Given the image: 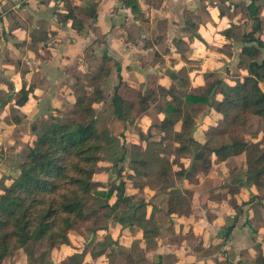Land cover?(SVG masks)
Segmentation results:
<instances>
[{"label":"crops","instance_id":"0c3cea01","mask_svg":"<svg viewBox=\"0 0 264 264\" xmlns=\"http://www.w3.org/2000/svg\"><path fill=\"white\" fill-rule=\"evenodd\" d=\"M72 1L76 6L87 8V0ZM96 1L98 2L97 18L87 23V17H82L85 28L78 32L71 23L65 25L59 23L56 14L65 11L62 0H0V150L4 146L14 155L12 159H9L10 163L0 160V184L2 185H0V192L20 175L19 164L24 160L25 152L19 153L15 145L18 143L27 147V144L35 139L39 131L35 121L41 118V114L46 115L43 114L45 109L49 110H47V115L52 114L53 118L55 111L61 108L55 101L53 94L57 90H54L56 86L51 78H59L63 74V65H75V54L81 53L82 55L85 52L86 39L101 41L104 44V51L96 49L97 46L92 47V54L87 57V70H89V64L97 66L104 56H108L119 64L123 80L133 87L140 88L143 92L149 87L148 78L152 76L157 77L162 86L170 88L171 75L179 71L189 76V87L192 88L202 85L207 77H204L198 70L194 71L190 66L199 62V59L195 60L192 55H188L191 44L190 36L198 33L202 37L208 36L207 20H215L217 11L218 16L223 19V29L220 34L224 41L220 51H225L232 56L229 50L231 49L235 55L237 42L233 41V38H227L223 32L233 25L241 29L242 25L250 23V19L253 23L252 18L241 15L240 9L237 14L233 13L234 6L248 7L251 0H222L221 6L217 0H139L142 11L141 20L135 19L131 7L125 5L124 0ZM181 14L182 18L178 25L175 23V17ZM189 16L193 18L189 19ZM261 17L264 18V15L261 14ZM173 27H180L182 32L180 38L174 39L175 37L169 36L168 30ZM157 29H162L164 32L156 34ZM189 29H193V32H189ZM177 61L183 64L177 65ZM237 65L235 68L239 70ZM45 68L46 71L43 72ZM71 71L75 72L77 69L72 68L68 72ZM114 72L117 79L115 87L118 85L119 78L117 70L114 71V69L111 76ZM225 80L229 83H237ZM108 81L105 93L111 96L113 92H106ZM4 85H7V90L10 91L20 89L21 92L23 88L29 91L31 89L27 103L24 106L17 104L23 96L22 93L16 100H7ZM142 85L145 87L142 88ZM180 91L185 93L182 87H179L175 93L180 94ZM70 94H72V101L66 106L68 109L76 101L72 87ZM48 105L52 107L51 110ZM107 105L109 107V104ZM107 105H97L96 108L100 113L105 112L104 114L108 116ZM16 114L21 118L19 123L14 120ZM205 114L212 124L223 120L222 116L212 110ZM110 121L119 122L113 118ZM28 122L32 124V134L27 141H24L23 137L27 135V132L25 133L21 128ZM131 122H134L132 129L130 128ZM131 122L127 123L126 128L119 122L123 126V131L126 129L124 132L127 137L126 146L132 141L138 142V128L147 133L152 125L149 117ZM179 128L180 124L176 126V130ZM155 136L159 138L158 146L162 145L161 133L152 128L149 141L151 142ZM192 136L199 144L206 145L205 135H202L201 129L197 127V120ZM120 138L124 146L122 135ZM233 158L239 159L240 168L243 172H247L244 164L245 156L241 155L232 157L226 162L214 163L206 175L198 168L201 176L198 178L195 170L192 169L193 159L190 157L187 169L191 166L190 170H192L195 182H190L187 178L178 180L171 175L178 183H184L183 188L177 187L176 190L180 191L176 193L189 192L191 210L187 214L170 215L168 198L166 204L168 227L157 226L156 217L159 209L155 204L146 201L139 204L133 202V198L141 196L144 190L150 191L147 186L143 189H128L126 195L132 197L129 206L134 207L131 213H137L139 222L131 227L128 226L129 223L123 225L119 228L115 240H118L117 242L121 245L124 243L139 244L141 245L140 252H130L121 256L111 250L107 254L105 252L104 258L101 257L100 261L105 264H256V259L264 254V215L261 217L256 213L258 212L257 205L264 203V189L259 190L253 182L251 186H246L244 178L240 175L234 180L231 179L233 174L228 164ZM110 165L107 161H103L100 168ZM214 171L223 173L225 177L220 185L205 183ZM112 198L108 203L112 204L116 201V194ZM195 198H198L202 205L196 204ZM243 203L246 204L242 205ZM234 205H242V213L237 219ZM117 207L123 208L124 206L120 204ZM262 210L264 212V208ZM111 220L110 214L105 227L96 233H90L86 228H82L72 231L69 237L74 232L85 230L89 237L84 244V249H90L97 258L99 254L95 253L94 238L109 231ZM231 226L234 228L227 237V229ZM68 247L69 245H62L54 249L52 260L54 261L60 248ZM19 253L22 254L23 249ZM24 255H26L25 252ZM26 258H28L27 255Z\"/></svg>","mask_w":264,"mask_h":264},{"label":"trees","instance_id":"16d2710c","mask_svg":"<svg viewBox=\"0 0 264 264\" xmlns=\"http://www.w3.org/2000/svg\"><path fill=\"white\" fill-rule=\"evenodd\" d=\"M62 1L65 11L56 15L63 25L71 23L81 32L85 28L82 17H87V23L97 18L96 0H87V8L74 5L72 0ZM257 1L251 0L248 7L236 5L233 10L237 14L240 9L243 17L253 20L250 31L240 33L239 41H236L241 47L237 66L246 67L239 83H229L211 73L202 85L190 88L189 76L179 71L171 75L170 88L162 86L157 77L152 76L148 78L149 87L143 92L123 80L119 64L108 56H104L97 66L89 64L86 74L75 71L72 89L76 101L69 108L70 122L60 121V111H55L46 130L27 144L25 158L19 164L20 175L0 192V264H10L32 242L53 251L69 244L72 231L86 228L90 233H96L105 227L106 220L120 204L133 210L129 206L132 197L126 192L143 189L150 174L155 175L160 185L171 175L178 180L187 178L195 182L191 166L187 169L190 157L206 175L214 163L244 155V164L252 173L253 183L259 190L264 189V145L251 148L238 131L252 116L264 119V18L260 14L262 4L256 5ZM124 4L131 7L136 20H141L139 0H124ZM237 28L239 31V26L233 25L223 34L234 39ZM113 66L117 67L119 82L113 95L108 96L105 87ZM179 87L185 90L184 94L175 93ZM21 92L23 96L17 104L24 106L31 89L23 88ZM107 104L108 116L96 108ZM211 110L231 124L228 139H224L218 148L201 145L192 136L197 118ZM144 117L152 120L151 128L147 133L138 128V142L130 143L133 158L127 168L118 170L121 181L116 191L110 190L106 194L109 199L116 194V201L104 205L103 212L96 209L89 215L86 208L96 196L95 178L103 164L104 135L100 126H107L108 119L113 118L126 128L128 122ZM14 120L19 123L21 118L16 114ZM178 124L180 128L176 130ZM152 128L162 135L160 149L149 141ZM125 130L121 133L124 146L127 143ZM234 206L237 219L242 208ZM190 210L189 192L169 197L170 215L187 214ZM136 222H139L137 213H131L128 226H134ZM233 228L227 229V237ZM35 258L33 252L28 254L31 264H39L34 263ZM256 264H264V254L256 259Z\"/></svg>","mask_w":264,"mask_h":264},{"label":"rangeland","instance_id":"374dc122","mask_svg":"<svg viewBox=\"0 0 264 264\" xmlns=\"http://www.w3.org/2000/svg\"><path fill=\"white\" fill-rule=\"evenodd\" d=\"M219 6H221L222 0H217ZM223 4V3H222ZM262 4V11L260 12L262 15H264V0H258L256 5ZM225 8V6H224ZM253 11L255 10V6H253ZM216 19L211 20L205 18L208 22V28H209V35L206 37H202L200 33H198L195 36H190V49L188 52V55H192V57L196 59H199V62L193 63L190 66L195 70H198V72H201L204 77H208L211 73L216 72L220 77L225 78L227 80H231L232 82H241L242 76L246 73V67L245 65H242V67L237 70L236 64L240 61V57L238 56V50L240 47V42H237L235 49L237 52H235V55L231 50H229V53H232L230 56L225 51L221 52L220 47L224 41V38L221 36L220 32L223 29L222 24V18L218 16V12L216 11ZM174 17V16H173ZM182 18V14L179 16L177 15L175 17V23L180 25V19ZM250 19V18H249ZM248 25H242L240 27L241 29L236 30L235 29V36L233 41H239L240 33L248 32L251 27V19L249 20ZM156 29V28H155ZM164 31L162 29H157L155 33H163ZM181 30L180 27H173L171 30H168L169 36L175 37L174 39H178L181 37ZM84 38V37H83ZM264 39V37H262ZM87 45L85 47V52L81 55L75 54V65L74 64H66L63 65L62 71L63 74L57 78H51L54 86V90H57L56 93H54V98L56 103L58 104L59 109V120L62 122H70V119L72 118L71 113L66 106L71 103L72 101V94L71 87L73 83H75L76 79L74 77L75 72H68L70 69H77L76 74L78 73H87L88 63H87V57H89L92 54V47H96V49L103 50L104 44L101 41H88ZM235 50V51H236ZM66 58V57H64ZM136 62L137 61V58ZM132 60V59H131ZM151 64L153 63L152 60ZM246 61V60H244ZM64 62V61H63ZM177 65H182L183 63L177 61ZM111 65H114L113 63ZM139 65V64H138ZM114 71L117 70V67L113 66ZM112 69V70H113ZM83 70V71H81ZM46 71V68L43 70V72ZM199 77V76H198ZM200 81V79L198 80ZM117 79L115 77V72L112 73V76L110 75V80L108 81V85L106 88L107 93L113 92V87L116 84ZM20 84V82H18ZM6 89V99L7 100H16L21 96L20 89L10 91L7 90V85H4ZM145 85H142V88H144ZM262 87L264 88V82L262 83ZM180 94H183V91H180ZM52 96V94H51ZM213 103H216L215 100H213ZM51 105V104H50ZM62 105V106H61ZM51 106L48 105V108ZM108 105L106 106V108ZM48 110V109H47ZM47 110L45 109L43 114H46L45 116L42 114L40 115V119L35 121L36 124H38L39 131L37 132L38 135H41L44 130H46L50 119H52V114L47 115ZM110 109L108 108V111ZM49 111V110H48ZM42 120V121H41ZM133 123H130V128H133ZM29 122L25 125H22V130L27 135L23 137L24 141L29 139L30 135L32 134L31 127ZM197 127L201 129L202 135H205V141L206 146L210 148H217L221 146V143L224 139H228V133L231 127V124L229 121L223 119L218 120L215 122V124H212L211 121H209L206 118V114H201L197 119ZM101 131L104 135V146L101 151V157L103 158V161H107L110 166H102L98 171V177L96 178L95 184H94V191L96 193V196L94 197V200L87 206L86 211L89 215H91L92 211H95L96 209H99L102 211V207L104 205H107V203L112 200L111 198H107L106 194L110 190H115L116 187L119 185L121 181V177L117 174L118 170L121 168H126L129 165L130 160L133 158L131 154V146L130 144H127V146H123L121 143L120 135L123 132V126L119 122L112 123L110 119L107 121V126L105 124L100 126ZM242 137L248 141L251 148L258 147L259 144L264 145V119L259 118L257 116H252L250 119L246 122L245 125L240 126L238 130ZM156 135V134H155ZM152 143H154L156 148H160L161 146H158L159 138L158 136H155L153 140H151ZM16 149L19 150V153L25 152L27 149L25 145L23 144H16ZM196 148V147H195ZM1 149V148H0ZM14 157L13 152L8 151L4 146L2 150H0V160L4 161L6 163H10L9 159H12ZM17 157V156H15ZM229 168L231 169V173L233 174L231 179L237 178L236 176H242L245 180L246 186H251L253 182V177L251 172H243V170L240 168V160L239 159H231L229 164ZM199 166L197 165V162L195 160H192V169L195 170V174L198 178H200V173L197 170ZM155 169H153L154 171ZM242 173V174H241ZM225 179L223 173L219 171H214L211 174V177L208 178V180H205V183H208L212 185V183H216L217 185ZM214 181V182H213ZM147 188L150 189L149 192L144 190V193L141 196H135L133 198L134 203H145L151 202L158 207L159 212L157 214L156 224L160 227H168L169 220L167 216V199L170 195L173 193L179 192L180 190H176L177 187H184V183H178L176 181V178L174 176H171L166 182H164L162 185L156 180L155 175H151L147 179ZM1 185V184H0ZM181 185V186H180ZM2 186V185H1ZM187 186V185H186ZM189 186V185H188ZM190 187V186H189ZM195 203L198 205H202L201 201L198 200V198H195ZM259 206V207H258ZM264 208V203L261 205H257L258 212L257 216L261 217L264 215L262 208ZM134 208V207H130ZM132 210L128 209L127 207H116L113 212L111 213L112 220L110 222L109 231L106 232V234L102 236H98L94 238L95 241V253H98L99 256L97 258L94 257V254L90 249H84V244L87 241L89 235L85 230H81L78 232H74L69 237V247L68 248H60V251L56 254V257L54 261L52 260V251L41 248L40 244L36 242H32L27 247L23 249V253H18L14 259H12V264H31L29 262V259L26 258V255L30 252H33L34 255H36V262L39 264H105L100 261V258L105 256L106 254L111 252V250L116 252L117 254L124 256L128 253H137L140 252V246L136 244L130 245L128 243L120 244L117 242L118 240H115V236L119 231V228L123 227V225H127L128 218L131 214ZM113 221V222H112ZM112 223V224H111ZM82 229V228H81ZM24 252L26 255H24ZM32 262V261H31ZM84 262V263H83Z\"/></svg>","mask_w":264,"mask_h":264}]
</instances>
